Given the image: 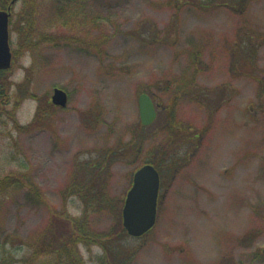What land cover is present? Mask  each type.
Here are the masks:
<instances>
[{"label": "rangeland", "instance_id": "obj_1", "mask_svg": "<svg viewBox=\"0 0 264 264\" xmlns=\"http://www.w3.org/2000/svg\"><path fill=\"white\" fill-rule=\"evenodd\" d=\"M206 1L97 0L94 31L58 35L52 0H38L37 28L55 38L36 60L12 32L24 0L13 5L0 178L27 172L35 201L20 184L0 195V264H41L40 241L71 220L100 238L78 244L81 264H264V0ZM143 93L157 108L144 130ZM145 162L160 169L157 220L133 238L118 232ZM45 245L43 264L65 262Z\"/></svg>", "mask_w": 264, "mask_h": 264}, {"label": "trees", "instance_id": "obj_2", "mask_svg": "<svg viewBox=\"0 0 264 264\" xmlns=\"http://www.w3.org/2000/svg\"><path fill=\"white\" fill-rule=\"evenodd\" d=\"M97 0H52V12H54L56 19L51 17L50 21V28H55L57 31L55 34L62 35V34H71L76 35L75 32L73 33V28H81L83 32H89L94 31L96 19L97 16H94V9L90 7V5ZM217 0H207L206 4H211V2L215 3ZM224 2L226 5L231 4L232 2H229V0H220ZM11 0H0V9H7L11 4ZM41 4V3H40ZM38 0H24V7L20 11V14L18 15V19H21L19 22H17L16 15L11 20L12 25V32L18 34V41L19 46H21L27 53L31 54L33 59L36 60V52H37V45L38 44H46L50 43L51 39H54L55 36L48 32H43L42 30H38L37 28V13L40 12L38 6H40ZM234 4V3H233ZM13 7V6H12ZM64 29H68L69 33L65 31ZM65 32V33H63ZM247 55L250 56L252 53L251 50H248ZM4 71H0V74H3ZM3 85V84H2ZM264 86V84H263ZM1 89V98L3 99L4 96H6V91L4 85ZM5 91V92H4ZM3 92V93H2ZM39 113L37 114L35 120L32 122V126L39 120ZM140 127L144 130L146 129L145 126L142 124ZM134 141L137 140V136L134 137ZM145 164H151L155 166L157 170L160 171L159 166L154 162H145ZM20 184L22 187L27 189L28 194L26 195V199L28 202L34 203L35 196H34V189H33V183L29 176V174L26 173H15L10 174L5 177L0 178V195H6L9 190H11L15 185ZM91 188V185L89 184V181L81 186L80 192L87 191V189ZM81 194V193H79ZM8 196V195H7ZM6 196V197H7ZM94 199H91L92 202H95L97 198L95 196ZM87 197L86 199H89ZM81 200L84 199L81 197ZM100 200V199H99ZM87 204L90 205L89 201H85ZM86 218H83V221H85ZM71 233H67L70 235H61V233H58L57 235H54L50 240L44 239L40 241L39 245L40 247L35 251L37 254V261L38 263L43 264V260H46L43 252L46 248V243H50L49 245V251L50 252H56L62 251L59 253L61 258L60 264H81L82 258L79 255L78 252V244L79 243H87L86 240L88 239H99L95 237L94 235L91 236L86 233V223H80L78 220H71ZM119 234H126V231L123 227L120 228ZM48 238V237H47ZM96 241V240H93ZM51 245L54 246V250L52 249ZM29 253V252H28ZM108 253V252H107ZM111 253V252H109ZM117 252L114 251L111 256H116ZM28 255V254H27ZM26 255V256H27ZM24 260L25 264H33V260L30 255L27 256ZM5 259V258H3ZM44 264H49L48 262ZM53 264V263H51ZM116 264H123L116 262Z\"/></svg>", "mask_w": 264, "mask_h": 264}, {"label": "water", "instance_id": "obj_3", "mask_svg": "<svg viewBox=\"0 0 264 264\" xmlns=\"http://www.w3.org/2000/svg\"><path fill=\"white\" fill-rule=\"evenodd\" d=\"M18 0H12L7 10L0 9V70H7L12 64L9 24L11 7ZM67 93L55 88L52 103L66 107ZM139 115L144 126L152 125L157 118V108L152 98L143 93L139 96ZM160 174L152 165L138 169L133 176V184L127 193L122 210L123 227L132 237H142L148 233L157 220V203L160 190Z\"/></svg>", "mask_w": 264, "mask_h": 264}]
</instances>
